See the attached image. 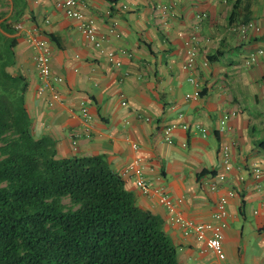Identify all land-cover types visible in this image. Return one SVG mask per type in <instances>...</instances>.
<instances>
[{"label": "crops", "instance_id": "crops-1", "mask_svg": "<svg viewBox=\"0 0 264 264\" xmlns=\"http://www.w3.org/2000/svg\"><path fill=\"white\" fill-rule=\"evenodd\" d=\"M79 1L120 67L79 32L59 0H0V24L17 39L11 71L28 83L32 134L51 137L61 158H104L137 205L163 221L180 264H264V54L246 65L251 53L264 52V0H164L173 8L166 16L156 10L159 0ZM249 23L260 30L245 42L231 31ZM32 37L48 41L52 76L62 78L51 89L36 69ZM191 38L193 72L183 69ZM196 91L197 99H186ZM173 125L170 143L165 130ZM225 144L233 155L228 183L211 190ZM137 168L149 193L138 186ZM161 194L194 223H214L218 201L228 198L224 261L171 221Z\"/></svg>", "mask_w": 264, "mask_h": 264}, {"label": "trees", "instance_id": "trees-1", "mask_svg": "<svg viewBox=\"0 0 264 264\" xmlns=\"http://www.w3.org/2000/svg\"><path fill=\"white\" fill-rule=\"evenodd\" d=\"M12 35L0 24V264H180L163 221L104 158H61L32 134Z\"/></svg>", "mask_w": 264, "mask_h": 264}, {"label": "built area", "instance_id": "built-area-1", "mask_svg": "<svg viewBox=\"0 0 264 264\" xmlns=\"http://www.w3.org/2000/svg\"><path fill=\"white\" fill-rule=\"evenodd\" d=\"M79 0H59L57 3V7L59 9L64 10L65 14L73 19H76L78 23L79 32L89 39L95 47L103 54H105L110 62H113L117 67L121 66V63L118 62L115 58V54L113 52H109L104 46L101 38L98 37L96 20L94 18H88L85 16V13L81 10ZM126 8V7H125ZM156 10L161 12L163 16L170 14L173 10L172 6L167 4L164 0H159L156 4ZM205 15H200L198 18L202 19ZM17 29L19 32L22 27L18 26ZM259 31L260 27H256L254 23L242 24V25H234L231 27V31L236 33L238 37L242 41H247L249 39L250 33L252 31ZM113 31V30H112ZM191 38L187 41L188 52H187V60L183 65V69L185 71H194L196 56H197V48L190 43ZM30 42L34 49L36 50L35 55V65L38 71L40 78L44 81L45 88L51 89V81L53 80L56 83H61L62 78L53 77L51 73V51L49 48L48 41L42 37H32L30 38ZM263 51H258L256 53H251L248 58H246V65L253 66L257 63L259 55H263ZM191 83H197L196 79L191 77L189 79ZM43 91H40L42 93ZM200 96L199 91H196L194 94H187L186 99H197ZM56 97V95H55ZM83 116L85 120L89 121L91 119V115L88 109H83ZM229 120V116H224L221 120V131H225V127ZM176 128L175 125L166 128L165 135L167 137V141L171 143L169 139L170 133ZM183 128H187L183 126ZM76 140H73L75 143ZM135 149H138V146H134ZM221 162L223 165V172L219 173L216 176V180L209 185L211 190H216L218 186H224L228 183V176L232 169V161L233 155L231 147L227 144L222 146L221 150ZM138 177V186L143 191V193H149L150 188L147 182L144 181L141 175L140 169H135ZM262 175V171L259 167L255 166L254 168V176L256 179H260ZM227 187H229L227 185ZM235 191H229L230 196L235 195ZM161 204L172 214L171 221L181 226L186 230L187 233H191L195 236L198 241L205 242L206 250L212 252L219 260L223 261L226 259V254L223 248V230L227 226L226 218H227V204L228 198L221 197L216 206V212L214 215L215 222L214 223H194L189 220H185L180 215L175 214L176 205L173 200H171L168 196L161 194L160 198ZM181 202V201H179Z\"/></svg>", "mask_w": 264, "mask_h": 264}, {"label": "clouds", "instance_id": "clouds-1", "mask_svg": "<svg viewBox=\"0 0 264 264\" xmlns=\"http://www.w3.org/2000/svg\"><path fill=\"white\" fill-rule=\"evenodd\" d=\"M224 261V260H223Z\"/></svg>", "mask_w": 264, "mask_h": 264}]
</instances>
